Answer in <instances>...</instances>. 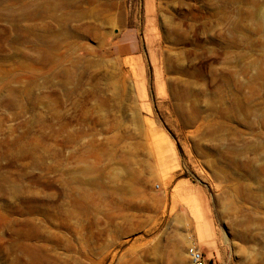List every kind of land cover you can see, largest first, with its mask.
<instances>
[{
	"label": "rangeland",
	"instance_id": "1",
	"mask_svg": "<svg viewBox=\"0 0 264 264\" xmlns=\"http://www.w3.org/2000/svg\"><path fill=\"white\" fill-rule=\"evenodd\" d=\"M6 2L0 264H264V0Z\"/></svg>",
	"mask_w": 264,
	"mask_h": 264
},
{
	"label": "bare ground",
	"instance_id": "2",
	"mask_svg": "<svg viewBox=\"0 0 264 264\" xmlns=\"http://www.w3.org/2000/svg\"><path fill=\"white\" fill-rule=\"evenodd\" d=\"M33 2V1H32ZM6 0H0V19L3 21L5 20L10 23L12 26V30L17 35L15 37V40H19L22 36L26 38L23 40L25 43L29 44L32 47H37L38 44H51L52 40L55 37V33H47L43 34L39 28L38 25L35 23V20L38 17L48 15L50 11L49 7L46 6H37V7H31L29 4H23L19 9L17 10H10L7 6ZM77 5V4H74ZM80 14H78L79 16ZM54 16V15H53ZM77 16V15H76ZM74 17V16H73ZM27 20L29 21V24L26 26L21 25V22ZM6 22V23H8ZM4 23V22H3ZM0 25V71L4 72L6 74V68L4 64V60L6 58V43L8 38V26L6 25ZM1 24V22H0ZM46 52V51H45ZM46 55H48V52H46ZM36 56V55H35ZM0 76V100L5 102V94H3V90L6 87V75ZM244 105V104H243ZM193 247V246H192ZM191 248V247H190ZM189 248V249H190ZM189 256L190 251L188 250ZM191 259V258H190Z\"/></svg>",
	"mask_w": 264,
	"mask_h": 264
},
{
	"label": "crops",
	"instance_id": "3",
	"mask_svg": "<svg viewBox=\"0 0 264 264\" xmlns=\"http://www.w3.org/2000/svg\"><path fill=\"white\" fill-rule=\"evenodd\" d=\"M132 47H133V45L130 44V42L127 43V41H123L122 44L119 45V49H122V50H130V49H132ZM185 213L189 216L188 211H186ZM192 221H193V224H192L193 227L191 230V237L185 238L184 246L187 248L189 244H193L194 246H196L199 249H202L204 252H206V254L208 256L209 253L207 252V248L200 241L201 240L200 239L201 233L199 231V227L197 226L194 219H192ZM189 248H188V250H189Z\"/></svg>",
	"mask_w": 264,
	"mask_h": 264
},
{
	"label": "built area",
	"instance_id": "4",
	"mask_svg": "<svg viewBox=\"0 0 264 264\" xmlns=\"http://www.w3.org/2000/svg\"><path fill=\"white\" fill-rule=\"evenodd\" d=\"M191 264H215L213 260L207 258L203 251L196 246L189 249Z\"/></svg>",
	"mask_w": 264,
	"mask_h": 264
}]
</instances>
